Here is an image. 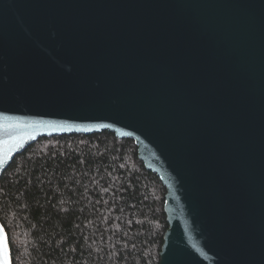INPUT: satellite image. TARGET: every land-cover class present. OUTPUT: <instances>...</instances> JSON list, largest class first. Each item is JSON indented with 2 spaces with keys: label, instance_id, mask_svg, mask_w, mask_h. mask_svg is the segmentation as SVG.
I'll use <instances>...</instances> for the list:
<instances>
[{
  "label": "water",
  "instance_id": "water-1",
  "mask_svg": "<svg viewBox=\"0 0 264 264\" xmlns=\"http://www.w3.org/2000/svg\"><path fill=\"white\" fill-rule=\"evenodd\" d=\"M106 131L167 190L160 264H264V0H0V178Z\"/></svg>",
  "mask_w": 264,
  "mask_h": 264
},
{
  "label": "trees",
  "instance_id": "trees-1",
  "mask_svg": "<svg viewBox=\"0 0 264 264\" xmlns=\"http://www.w3.org/2000/svg\"><path fill=\"white\" fill-rule=\"evenodd\" d=\"M167 190L114 133L41 138L0 178L13 264H160Z\"/></svg>",
  "mask_w": 264,
  "mask_h": 264
},
{
  "label": "snow or ice",
  "instance_id": "snow-or-ice-1",
  "mask_svg": "<svg viewBox=\"0 0 264 264\" xmlns=\"http://www.w3.org/2000/svg\"><path fill=\"white\" fill-rule=\"evenodd\" d=\"M4 243L0 241V264H9L8 259L3 254Z\"/></svg>",
  "mask_w": 264,
  "mask_h": 264
}]
</instances>
